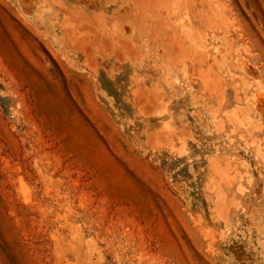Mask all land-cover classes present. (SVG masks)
<instances>
[{
  "label": "rangeland",
  "instance_id": "374dc122",
  "mask_svg": "<svg viewBox=\"0 0 264 264\" xmlns=\"http://www.w3.org/2000/svg\"><path fill=\"white\" fill-rule=\"evenodd\" d=\"M0 264H264V0H0Z\"/></svg>",
  "mask_w": 264,
  "mask_h": 264
}]
</instances>
